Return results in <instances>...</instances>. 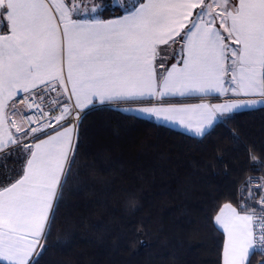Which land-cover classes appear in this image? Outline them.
Returning a JSON list of instances; mask_svg holds the SVG:
<instances>
[{
  "label": "snow or ice",
  "instance_id": "snow-or-ice-1",
  "mask_svg": "<svg viewBox=\"0 0 264 264\" xmlns=\"http://www.w3.org/2000/svg\"><path fill=\"white\" fill-rule=\"evenodd\" d=\"M74 11V0H0L3 264H32L37 248L43 249L54 202L74 163L78 123H65L80 122L83 110L97 102L165 96L259 97L136 109L203 135L218 116L264 104V0H129L123 15L107 21L73 19ZM177 38L179 59L170 67L162 64L158 73V47ZM18 94L26 107L35 105V118L23 117L27 128L12 118ZM12 158L22 164L18 171L7 168ZM259 203L264 205V195ZM261 213L245 208L242 214L231 204L221 208L215 222L226 236L222 264H248L255 252L264 254Z\"/></svg>",
  "mask_w": 264,
  "mask_h": 264
},
{
  "label": "trees",
  "instance_id": "trees-1",
  "mask_svg": "<svg viewBox=\"0 0 264 264\" xmlns=\"http://www.w3.org/2000/svg\"><path fill=\"white\" fill-rule=\"evenodd\" d=\"M100 13L124 8L102 0ZM124 107L83 113L74 163L32 264H222V206L264 209V105L226 114L201 136ZM261 260L257 251L248 264Z\"/></svg>",
  "mask_w": 264,
  "mask_h": 264
},
{
  "label": "crops",
  "instance_id": "crops-1",
  "mask_svg": "<svg viewBox=\"0 0 264 264\" xmlns=\"http://www.w3.org/2000/svg\"><path fill=\"white\" fill-rule=\"evenodd\" d=\"M88 2H92V3H88ZM107 2H109V3L114 5L116 0H107ZM206 2H208V1L206 0ZM74 4H75V11L73 13V19H91V18L94 17L96 19L107 21V20L116 19V18H118V17H120L121 15L124 14L123 13L121 15L113 16V17H110V18L102 17L101 13H100V11L102 9V0H75ZM94 4L97 6V8H96L97 11L92 12L91 15H88L87 13L81 12V10L84 11V10H86V8H91L90 6H92ZM115 5H118V0H117V4H115ZM225 35H226V33H225ZM158 51L160 52V57L158 58L156 56L155 63H156V66H157V71L159 73V72H163L164 71V70H160V67H159L160 65L163 64V66L166 65V67H170L171 64L175 63L179 59V52H180L179 38H177V43L176 44H171L170 43L168 45H160L158 47V49H157V53H158ZM22 97H23V94H18L17 97L15 98V100H16V109L18 110V115H16V120L22 127H25L26 123L24 122L23 117L28 116L29 111L32 108L26 107L25 103L21 102L22 101ZM243 99H257V100H259V97H243V96L237 97V96L232 95V93L229 92L227 95H220V94H216V93H211V94H209L207 96L197 94V95L185 96V97H180V96H165L163 98L155 97L152 100L144 99L143 101H136V102L112 101V102H108V103H106L104 105H107V104H122L124 106H130V107L131 106H145V105H147V106H165V107L172 106V105H174V106H188V105H197V104H201V103H208L210 105H216V104L230 103V102H233L235 100H243ZM97 105H99L98 102H97ZM263 105L264 104H257L255 107H259V106H263ZM255 107H252V108H255ZM90 108H92V107L90 106L89 108H87V109H85L83 111H87ZM244 109H251V108H243V109H240V110H244ZM9 111H11V107H10ZM233 112H235V111H233ZM222 117L223 116H218V118L214 121V123L210 127L205 129L204 133L207 132L209 129H211L214 126V124L219 119H221ZM160 123L168 125V126H171V127H174V128H177V129H180V130L185 131V132H187L189 134H192V135L201 136V135L195 134L194 131H189L187 128H185L183 125L179 124L178 122H175V123L174 122L173 123L172 122H160ZM65 126L66 127H72V125H70V124H67ZM11 131L13 133H15V129L14 128L11 129ZM46 138L47 137L44 136L43 138H40V139H46ZM75 138H76V131H75V134H74V137H73V141H72L73 144H75ZM36 142H39V141H36ZM54 204H55V202H54ZM226 204H231V203H226ZM231 205L233 207H235L233 204H231ZM223 206H222V208H223ZM241 213L243 214L244 212H241ZM217 226L223 232V229L220 228L219 225H217ZM225 239H226V236H225Z\"/></svg>",
  "mask_w": 264,
  "mask_h": 264
},
{
  "label": "rangeland",
  "instance_id": "rangeland-1",
  "mask_svg": "<svg viewBox=\"0 0 264 264\" xmlns=\"http://www.w3.org/2000/svg\"><path fill=\"white\" fill-rule=\"evenodd\" d=\"M75 1V0H74ZM208 2H211L210 0H207ZM129 2V0H118V5H120V6H122V8H124V5L125 4H127ZM88 3H92V2H88ZM115 4H117V0H116V2L114 3V5ZM91 8H86V10H84V11H82L81 10V12H84V13H87L88 15H91L92 14V9L95 7V8H97V6L94 4V5H92V6H90ZM96 11H97V9H96ZM145 106H147V105H145ZM139 107H142V106H125L124 107V109L126 110V111H128V112H131V113H134V114H137V115H139V116H143V117H145V118H148V119H153V120H155L156 122H169V121H166V120H164L162 117L161 118H156V117H153V116H148V115H144V114H142V113H140L139 111H137L136 109H138ZM30 112V111H29ZM17 115H18V113H17ZM13 119H15L16 120V116H14V117H12ZM17 121V120H16ZM18 123V122H17ZM173 123V122H172ZM19 124V123H18ZM27 125V124H26ZM70 125H72L73 126V124H70ZM26 127V126H25ZM76 130H77V128H76ZM41 243H43V239L41 240ZM39 251H40V248L38 247L37 248V252L39 253ZM35 257V256H34ZM33 257V258H34Z\"/></svg>",
  "mask_w": 264,
  "mask_h": 264
},
{
  "label": "built area",
  "instance_id": "built-area-1",
  "mask_svg": "<svg viewBox=\"0 0 264 264\" xmlns=\"http://www.w3.org/2000/svg\"><path fill=\"white\" fill-rule=\"evenodd\" d=\"M157 57L159 58L160 57V52L158 51V53H157ZM52 96H55V93H52L51 94ZM41 107L42 108H44V110H48V108L50 107V105L48 104V103H44V104H42L41 105ZM35 111H36V109H35V105H33L32 106V109L30 110V112H29V114H28V116H32L33 118H35L34 117V114H35ZM84 112V111H83ZM83 112H82V115H83ZM54 123V122H53ZM78 122L77 121H75V120H73L71 123H65V125H67V124H77ZM36 125L35 124H33L32 125V127H35ZM28 127V125H26V127L25 128H27ZM48 131L49 132H51V129H48ZM42 136V135H41ZM40 136V137H41ZM25 143H31V140L29 139V138H26L25 139V141H24Z\"/></svg>",
  "mask_w": 264,
  "mask_h": 264
},
{
  "label": "water",
  "instance_id": "water-1",
  "mask_svg": "<svg viewBox=\"0 0 264 264\" xmlns=\"http://www.w3.org/2000/svg\"><path fill=\"white\" fill-rule=\"evenodd\" d=\"M85 112V111H84ZM83 112V113H84ZM258 264H264V260H261Z\"/></svg>",
  "mask_w": 264,
  "mask_h": 264
}]
</instances>
